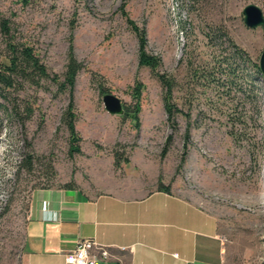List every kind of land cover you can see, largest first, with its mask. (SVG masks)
<instances>
[{"label":"rangeland","instance_id":"obj_1","mask_svg":"<svg viewBox=\"0 0 264 264\" xmlns=\"http://www.w3.org/2000/svg\"><path fill=\"white\" fill-rule=\"evenodd\" d=\"M252 4L264 12V0H0L15 42L31 46L52 76L64 79L72 49L83 65L73 92L81 153L70 154L63 120L70 93L53 81L26 83L0 109V264L21 263L35 189L73 185L95 195L159 182L217 218L229 264L264 263V118L234 123L233 104L193 79L229 40L260 60L264 28L244 22ZM128 20L146 31L147 51L174 81L172 104L183 113L173 124L161 82L139 65ZM7 53L0 31L2 60ZM137 83L139 127L103 103L111 94L133 113Z\"/></svg>","mask_w":264,"mask_h":264},{"label":"crops","instance_id":"obj_2","mask_svg":"<svg viewBox=\"0 0 264 264\" xmlns=\"http://www.w3.org/2000/svg\"><path fill=\"white\" fill-rule=\"evenodd\" d=\"M84 239L110 248L102 264H229L217 218L174 192L33 191L20 264H67L65 254Z\"/></svg>","mask_w":264,"mask_h":264},{"label":"trees","instance_id":"obj_3","mask_svg":"<svg viewBox=\"0 0 264 264\" xmlns=\"http://www.w3.org/2000/svg\"><path fill=\"white\" fill-rule=\"evenodd\" d=\"M123 13H125L123 11ZM132 31L139 40V65L149 68L156 78L161 82L165 90V109L167 112L168 122L175 123L176 115L182 114V110L177 109L172 104L173 80L168 76L160 73L159 69L162 61L159 57L150 54L147 51L146 31L138 27L134 22L128 20ZM9 19L0 16V31L7 38V54L5 60L0 57V109L4 108L5 101H9L13 92L23 90L26 83L33 86L41 87L42 82L51 80L58 86L60 92L70 93V103L68 109L64 113L63 120L67 125L70 133V154L75 155L81 153L80 142L81 137L76 131L75 122L77 114L74 110L73 92L79 72L83 69V65L77 60L73 49L69 54V61L64 74V79L60 80L58 76H52L47 66L36 55L34 49L27 44L15 42L12 35V25ZM210 44H213L212 38H209ZM259 61L253 60L250 55L240 48L232 40L228 41V47L219 54H214L211 62L202 66L200 70L193 72V79L197 83H210L219 95L228 99L233 104L235 114H240L234 123H247V120H262L264 118V75L262 74ZM143 85L137 83L133 89L134 99L137 101L136 110L131 113L129 108L125 109V116L131 117L135 125L139 127L138 114L140 111V101L143 92ZM16 113V112H15ZM33 110H29L27 119L31 117ZM237 113V114H236ZM190 128H187L185 138L188 140ZM168 143L165 146L163 154L169 149ZM187 145L185 148L187 150ZM30 161L32 165V157ZM31 170V167H29ZM73 188V185L65 186ZM157 191L171 194V186L159 182ZM264 264V263H263Z\"/></svg>","mask_w":264,"mask_h":264},{"label":"built area","instance_id":"obj_4","mask_svg":"<svg viewBox=\"0 0 264 264\" xmlns=\"http://www.w3.org/2000/svg\"><path fill=\"white\" fill-rule=\"evenodd\" d=\"M112 257L110 248L94 240L84 239L79 240L76 247L65 254V261L67 264H102Z\"/></svg>","mask_w":264,"mask_h":264},{"label":"water","instance_id":"obj_5","mask_svg":"<svg viewBox=\"0 0 264 264\" xmlns=\"http://www.w3.org/2000/svg\"><path fill=\"white\" fill-rule=\"evenodd\" d=\"M244 22L248 28H264V12L257 5H248L244 11ZM260 68L264 75V51L260 58ZM103 103L106 111L113 116H123L125 114V104L118 97L107 94L103 97Z\"/></svg>","mask_w":264,"mask_h":264}]
</instances>
